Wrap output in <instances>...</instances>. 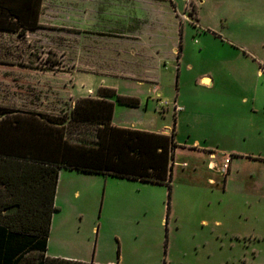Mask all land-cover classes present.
<instances>
[{
  "label": "rangeland",
  "instance_id": "obj_1",
  "mask_svg": "<svg viewBox=\"0 0 264 264\" xmlns=\"http://www.w3.org/2000/svg\"><path fill=\"white\" fill-rule=\"evenodd\" d=\"M168 2L179 10L187 8L193 23L198 16L197 27L188 22L189 53L192 63L206 64L204 72L216 80L215 88L189 80L183 87L184 100L218 106L227 117L216 129L222 131L216 139L222 152L231 147L264 155V77L257 73L258 67L264 72V0H159L162 7ZM2 34L0 53L6 50L22 58L32 46L39 65L51 68L52 51L37 43L41 36ZM222 61L238 62L239 77H220L214 67ZM25 87L18 90L17 105L39 104L40 97ZM3 97L9 96L0 89V102ZM50 99V110L34 115L65 121L57 127H64L73 143L96 140L98 124L72 119L80 99L68 94ZM162 99L171 101L168 95ZM13 110L17 116L29 114ZM229 160L233 162L226 172L209 170L208 156L179 152L169 216L166 186L101 176L93 183L79 181L87 202L81 236L87 241L93 220L104 216L115 220L107 243L109 250L115 249V258L119 248L123 255L118 236L128 235L124 256L136 264H264V164L233 155Z\"/></svg>",
  "mask_w": 264,
  "mask_h": 264
},
{
  "label": "crops",
  "instance_id": "obj_2",
  "mask_svg": "<svg viewBox=\"0 0 264 264\" xmlns=\"http://www.w3.org/2000/svg\"><path fill=\"white\" fill-rule=\"evenodd\" d=\"M197 19L193 23L187 8L179 10L172 2L162 7L159 0H43L39 28L24 35L11 34L26 38L41 36L42 40L37 43L52 51L53 57L48 61L51 68L39 65L32 46H29L31 52L22 58L2 51L0 89L9 97H3L0 105L17 111L47 113L51 96L68 94L74 100L100 99L101 89H112L119 96L137 98L141 102L139 107L116 104L113 125L168 136L175 130L178 145L175 157L184 151L208 156L209 170L216 167L224 172L233 162L229 161L225 167L226 159L232 155L264 164L262 153L231 147L222 152L216 141L222 131L216 129L227 117L218 106L184 100L183 87L189 80L195 79L208 88L216 87V80L208 71L204 72L206 64L194 65L189 53L192 35L188 22L197 27L198 16ZM237 65L236 61H222L214 69L220 77H239ZM215 71L210 72L215 74ZM257 73L264 77L260 67ZM22 86L39 96L40 103L25 108L17 105L18 90ZM162 95H168L171 101H164ZM174 103L179 110L174 108ZM96 176L166 186L61 169L47 256L89 264H136L124 256V241L128 235L118 236L122 257L121 248L117 258L115 249L113 252L108 249L109 231L115 220L100 216L93 220L88 240L81 236L87 202L82 199L86 191L80 189L79 181L97 182Z\"/></svg>",
  "mask_w": 264,
  "mask_h": 264
},
{
  "label": "trees",
  "instance_id": "obj_3",
  "mask_svg": "<svg viewBox=\"0 0 264 264\" xmlns=\"http://www.w3.org/2000/svg\"><path fill=\"white\" fill-rule=\"evenodd\" d=\"M42 1L0 0V32L24 35L39 28ZM99 93L100 99H80L72 112L75 121L98 124L96 140L89 143L71 142L64 127H57L65 121L33 112L17 116L0 105V264H89L47 256L63 168L166 185L170 215L175 130L168 136L115 127L116 104L141 102L112 89Z\"/></svg>",
  "mask_w": 264,
  "mask_h": 264
},
{
  "label": "built area",
  "instance_id": "obj_4",
  "mask_svg": "<svg viewBox=\"0 0 264 264\" xmlns=\"http://www.w3.org/2000/svg\"><path fill=\"white\" fill-rule=\"evenodd\" d=\"M174 106H176L175 108H176V110H179L180 109V107H178V105H177V103H174ZM229 158L228 159H226V165H225V167L227 168V164L229 163Z\"/></svg>",
  "mask_w": 264,
  "mask_h": 264
}]
</instances>
